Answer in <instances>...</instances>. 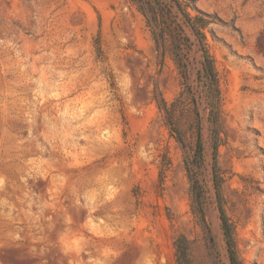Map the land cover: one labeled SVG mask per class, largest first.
I'll return each instance as SVG.
<instances>
[{"label": "rangeland", "instance_id": "1", "mask_svg": "<svg viewBox=\"0 0 264 264\" xmlns=\"http://www.w3.org/2000/svg\"><path fill=\"white\" fill-rule=\"evenodd\" d=\"M163 2L206 20L222 204L240 263L264 264V0ZM193 43L183 77L128 0H0V264H174L178 235L192 264H229ZM160 98L179 99L181 142ZM195 111L204 224L185 172Z\"/></svg>", "mask_w": 264, "mask_h": 264}, {"label": "trees", "instance_id": "2", "mask_svg": "<svg viewBox=\"0 0 264 264\" xmlns=\"http://www.w3.org/2000/svg\"><path fill=\"white\" fill-rule=\"evenodd\" d=\"M144 16L147 25L151 29V34L155 46L162 52L165 51L167 41L170 42V49L175 57V62L180 73L185 77L186 61L192 45L198 46L201 61L200 69L197 71V78L201 84V93L203 95L206 108L208 109V119L214 125L213 130V173L212 184L215 191L217 209L220 219V227L226 244L229 264H241L237 256L236 243L234 239L233 226L229 222L225 213L221 197V181L216 172V153L218 144V127L220 119L221 96L218 85L215 66L210 56L206 42L204 28L206 20L199 15H190L185 9H180L181 24L177 21L178 16L172 12L171 5L163 0H128ZM178 7H181L178 4ZM187 28L194 37L191 41L189 35L185 32ZM168 104L163 98L157 102L158 108L163 111L170 131L174 133L177 141H182L181 132L175 122V108L177 101ZM195 113V125L197 129L195 148L192 156L185 162V172L188 180V193L191 200V207L204 224V209L206 186L202 178L203 173V144L200 134L199 114ZM162 177V172H161ZM161 180V179H160ZM174 264H192L189 257L188 240L184 235H178L174 241Z\"/></svg>", "mask_w": 264, "mask_h": 264}]
</instances>
